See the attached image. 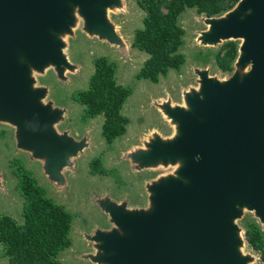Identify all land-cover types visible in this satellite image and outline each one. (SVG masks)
Returning <instances> with one entry per match:
<instances>
[{
	"label": "rangeland",
	"instance_id": "obj_1",
	"mask_svg": "<svg viewBox=\"0 0 264 264\" xmlns=\"http://www.w3.org/2000/svg\"><path fill=\"white\" fill-rule=\"evenodd\" d=\"M109 2V7H99L103 22H86L76 11V22L49 29L57 41L64 43L61 62L49 59L36 64L21 51H14L16 67L24 69L25 93L35 97L37 117L43 118L42 127L56 142L53 151L48 152L26 138L20 124L9 115H0V125L13 127L15 151L28 158L48 196L73 214L71 245L58 255L64 264H108L114 250L105 247L101 233L117 232L123 218L133 212L153 215L160 187L172 180L181 178L184 184L190 183L185 168L196 157L164 156L158 154L157 148L173 144L185 135L181 117L193 113L196 102L205 98L206 78L225 86L229 82L239 83L251 69V62L241 58L240 50L231 73L219 70L211 55L206 64L202 58L206 53L204 47H213L215 52L223 42L209 38L219 25L233 15L244 17L249 12H243L236 4L218 16L206 17L188 8L179 18L185 31L180 48L185 55L184 64L179 70L170 69L157 83L138 79L136 73L148 54L131 43L135 30L142 27L144 11L136 0ZM238 40L241 45L242 39ZM100 56L114 61L118 83L133 89L122 108L129 117L126 133L111 144L102 135L103 116L84 119L83 106L72 99V92L87 88L93 62ZM6 138L0 139L3 163L12 154L4 147ZM95 157L101 158L107 173L90 172L89 161ZM10 179L5 178L1 168L0 213L20 223L22 201L16 192L7 193ZM10 186L7 185L8 189ZM235 209L237 214L229 222L236 259L244 264H264L260 252L248 245L240 217L251 215L263 230L264 222L246 204L238 201ZM0 264H9L1 244Z\"/></svg>",
	"mask_w": 264,
	"mask_h": 264
},
{
	"label": "water",
	"instance_id": "obj_2",
	"mask_svg": "<svg viewBox=\"0 0 264 264\" xmlns=\"http://www.w3.org/2000/svg\"><path fill=\"white\" fill-rule=\"evenodd\" d=\"M109 4L0 0V114L18 121L26 137L49 152L56 142L37 117L35 97L25 93L24 69L16 67L14 51L36 64L61 62L64 43L49 29L76 22V11L86 22H103L99 7ZM236 4L249 14L231 16L209 38L245 37L239 50L251 62L250 72L225 86L204 80L205 98L181 117L185 135L157 148L164 156L196 157L185 168L190 183L172 180L160 187L153 215L133 212L120 222L122 233H101L105 247L114 250L108 264H244L235 257L229 220L239 201L264 222V0Z\"/></svg>",
	"mask_w": 264,
	"mask_h": 264
},
{
	"label": "trees",
	"instance_id": "obj_3",
	"mask_svg": "<svg viewBox=\"0 0 264 264\" xmlns=\"http://www.w3.org/2000/svg\"><path fill=\"white\" fill-rule=\"evenodd\" d=\"M239 0H136L144 11L142 27L134 32L131 46L148 54L136 73L138 79L154 83L170 69L179 70L185 62L180 51L184 28L179 18L186 9H194L206 17L218 16ZM239 40H225L213 52L204 47L203 64L212 56L214 65L223 73H231L239 53ZM94 70L87 88L76 90L72 98L83 106L84 119L103 116L102 135L106 143L126 133L129 117L122 108L133 89L118 83L116 63L105 56L94 60ZM92 172H100V161L90 163ZM101 168V172H104ZM23 195L22 221L0 213V244L9 264H64L59 253L70 247L73 214L47 195L36 178H20ZM248 245L264 259V230L256 218L244 214L240 218Z\"/></svg>",
	"mask_w": 264,
	"mask_h": 264
},
{
	"label": "flooded vegetation",
	"instance_id": "obj_4",
	"mask_svg": "<svg viewBox=\"0 0 264 264\" xmlns=\"http://www.w3.org/2000/svg\"><path fill=\"white\" fill-rule=\"evenodd\" d=\"M76 91V90H75ZM73 93V92H72ZM73 99V98H72ZM75 101V100H74ZM76 102V101H75ZM78 103V102H77ZM1 114H5V113H1ZM0 114V115H1ZM8 115V114H7ZM12 118V117H11ZM13 120H15L14 118H12ZM88 119V118H87ZM16 121V120H15ZM17 123H19L18 121H16ZM20 124V123H19ZM21 126V125H20ZM7 127V128H6ZM9 126L7 125H0V139L1 138H6V146L4 145L5 148L8 149V151L12 154L8 155L7 159L5 160V163H3V160L1 161V157H0V167L3 169V172L5 174V178L8 176L11 178L10 181L6 184V189H7V193L10 194L11 192H16L17 195L21 198V213H22V206H23V195L21 193V189L19 187V181L20 178H36L37 182L41 185V183L38 181L37 178H40L39 176H37L36 170L33 169L30 165V163L28 162V158L24 155L23 152H18L15 151V146L13 144V127L12 128H8ZM25 131V130H24ZM26 133V131H25ZM8 135V136H7ZM27 138V137H26ZM41 146V145H40ZM43 147V146H42ZM44 150H46L43 147ZM47 151V150H46ZM49 152V151H48ZM94 159H99L100 161V167L103 168L102 166V161L101 158L99 157H95L92 158L89 161V168H90V172L92 174H104L107 173L108 171L104 168V172H101V168H100V172H92L91 167H90V163L92 160ZM0 168V169H1ZM12 185L11 189H8L7 185ZM43 186V185H41ZM44 187V186H43ZM45 188V187H44ZM46 190V189H45ZM1 193V192H0ZM47 193V191H46ZM48 195V194H47ZM9 196V195H8ZM6 196V197H8ZM20 213V215H21ZM2 214V213H1ZM5 215H8L6 213H3ZM10 216V215H9ZM12 217V216H11ZM13 218V217H12Z\"/></svg>",
	"mask_w": 264,
	"mask_h": 264
},
{
	"label": "bare ground",
	"instance_id": "obj_5",
	"mask_svg": "<svg viewBox=\"0 0 264 264\" xmlns=\"http://www.w3.org/2000/svg\"><path fill=\"white\" fill-rule=\"evenodd\" d=\"M245 41V37H242V42H244Z\"/></svg>",
	"mask_w": 264,
	"mask_h": 264
}]
</instances>
